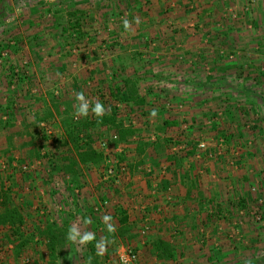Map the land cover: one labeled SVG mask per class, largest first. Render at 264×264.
<instances>
[{
    "label": "rangeland",
    "instance_id": "1",
    "mask_svg": "<svg viewBox=\"0 0 264 264\" xmlns=\"http://www.w3.org/2000/svg\"><path fill=\"white\" fill-rule=\"evenodd\" d=\"M75 11L82 12L71 16ZM76 17L81 37L72 30ZM124 19L130 21L128 30ZM126 80L138 83L148 103L160 99L169 105L165 129L170 136L161 152L170 155L177 143L184 144L178 150L183 158L197 154L194 165L209 168L210 190L201 198L205 205L195 227L198 241L206 246L203 231L216 228L236 251L227 262L264 264V0H0V214L16 207L24 219L0 225V264H120L123 247L139 253V245H147L152 220L138 226L125 206L110 210L108 199L100 195L96 201L93 190L82 191L79 163L66 170L68 155L78 161L80 149L51 137L29 144L35 126L47 127L42 99L52 105L58 90L74 86L85 97H96L101 86L122 87ZM10 100H16L15 110H27L15 128L4 129ZM150 110L137 112V125ZM117 115L126 127L134 126L127 123L128 112ZM57 122L61 126L60 117ZM95 129L87 147L103 159L94 164L105 168L118 160L124 165L121 154L100 146L116 134L104 126ZM155 132L158 137L159 129ZM120 145L110 142L113 151ZM123 183L115 184L118 191ZM220 202L226 212L218 208ZM104 215H112L115 233L107 231ZM87 218L92 224L85 225ZM73 224L81 235L92 231L96 239L84 246L72 243L67 235ZM49 227L62 234L53 253L41 234ZM177 229L172 225L167 231ZM242 233L245 238L238 239ZM102 239L109 243L99 254L96 244ZM22 240L27 244L18 252ZM152 256L139 253V263Z\"/></svg>",
    "mask_w": 264,
    "mask_h": 264
},
{
    "label": "crops",
    "instance_id": "2",
    "mask_svg": "<svg viewBox=\"0 0 264 264\" xmlns=\"http://www.w3.org/2000/svg\"><path fill=\"white\" fill-rule=\"evenodd\" d=\"M160 8L159 12L162 11V7ZM145 99L147 102L144 109L147 111L151 109V112L159 110L158 114L151 117L150 113L139 125L135 118L133 120L129 118L127 123L133 122L135 129H139L137 134L129 137L128 143L120 145L122 147L112 151L115 152L113 154H121L127 161L124 162V165L127 167L128 177L126 175L127 178L124 180L123 186L118 191L113 182L105 181L102 178L104 167H100L99 164L85 166V164L79 163L81 165L78 170L79 187L82 191L89 193L93 190V199L96 201L100 195L103 199H108L110 210L114 206H125L132 220L138 223L152 220L153 226L151 225L147 233L150 240L147 241L148 243L146 242V246L139 245V253L144 257L148 253L154 256L146 257L148 259L139 264H231L227 260L231 255H235L236 251L233 246L230 247L227 239L225 240V235L216 228H212V231H203L205 246L201 244L200 240L198 241L201 237L195 228L198 227V223L202 219L200 208H204L205 205L201 198L206 196L210 190L206 184L209 179H207L209 168L204 170L205 167L194 165L197 164L193 163L194 159L199 158V155L196 156L197 154L189 159L183 158L184 152L181 151L180 155L178 150L183 148L184 144L177 143V147L170 152V155H168V151L161 152L164 145L163 140L170 136L166 134L167 130L165 129V122L170 116H167L169 105H165V102L160 99L157 103L152 102L151 104L148 103L147 97ZM158 117L163 118L162 123L158 121ZM175 119H170L174 125L177 124ZM156 129H159L158 137L153 135L156 133ZM175 129L177 130L176 127ZM181 142L183 143V141ZM192 149L193 146L189 150L192 151ZM134 154L135 158L131 160ZM172 157L176 160H170ZM164 167H167L166 173ZM86 181H89L88 184L85 183ZM96 190L99 195L95 192ZM220 204L221 207L218 208L220 210L222 208L226 212L228 210L226 204L224 202H220ZM172 225L178 226L174 233L167 231V228H172ZM159 238L172 244L174 254L172 259L167 260L153 254L154 242ZM244 238L245 234L242 233L238 239Z\"/></svg>",
    "mask_w": 264,
    "mask_h": 264
},
{
    "label": "trees",
    "instance_id": "3",
    "mask_svg": "<svg viewBox=\"0 0 264 264\" xmlns=\"http://www.w3.org/2000/svg\"><path fill=\"white\" fill-rule=\"evenodd\" d=\"M79 12L82 11H75L73 13L71 12L70 15L76 16L77 13ZM76 18L77 21L72 26V30L73 32L77 33L76 36L78 35L79 37H81L82 36L81 24H80L81 18L80 17H76ZM65 30L66 29H64V31ZM73 36H75V34H73ZM114 81L116 82L117 80ZM108 90L111 93H107ZM57 92L59 94L57 97L58 101L57 102L55 101L52 105H49L45 99H42L44 100L43 104L45 103V105L43 106H46L47 108L45 110L46 116L44 117V119L41 120H44V122L46 123L45 125L47 127H41L40 130H37L39 125H37L38 127L35 126L34 132L28 133L31 137L30 139L31 141L29 142V144L30 145L36 144V141L39 140L40 138L44 139V141H46L47 143V140L49 141L51 137L54 143L63 142V144L66 145L70 144L73 145L75 148L80 149L81 151L78 155V161L77 159H75L73 155H68L69 158H67L66 160L67 161L66 170L68 172L73 171L74 167L78 163L87 165L88 163L93 162L94 164V163H98L101 159H103L102 153L94 152L90 148H88L91 138L93 137L92 134L96 130L95 128H97L98 126L100 127L104 126L106 129L114 132L119 138L118 144L122 145L128 143V138L130 136L137 134L138 130L135 129L134 126H132L131 128L126 127L125 120L119 119L117 114L128 112L129 113L128 117L133 120L136 117L137 112L142 111L144 109V106L146 105L147 102L145 97H143L139 93L138 83L133 81L130 82L126 80L125 84L122 87H119L118 83L116 84V87L115 86L108 87L106 90L103 88V86H101L98 89V93L96 97L94 96H91L89 98L86 97V99H88L92 105H94L96 101L103 103L105 108L107 109V114L105 116L97 118L90 111L87 117H78L77 119H75L76 117L75 105H77L75 103H79V101L75 99V94L82 91L78 89L77 86H74L73 90L66 89L63 91L58 90ZM15 101L16 100H10V103L6 105V110L4 111V115H8L9 118L6 121L1 120L4 129L15 128L18 115H22L27 110L24 107L15 110ZM58 117H60L61 126H58L59 124L57 122ZM167 122L168 121H166V124ZM57 128L62 129L63 130L62 132L64 133L65 136L63 135L62 137H58ZM49 129H52V135H49L47 133ZM10 141H12L11 137H10ZM195 150L196 147H193L190 153L191 154L195 153ZM8 159L10 162L13 161L11 154L8 156ZM170 160L175 161L176 158L172 157ZM22 216L23 215L20 213L19 209H17L16 207H11L5 212L0 214V225L6 226L9 224L14 225L17 223L23 224L24 219ZM121 223H123V225H126V218L124 219L122 218ZM60 232L57 233V231L49 227V229H47V232L41 233L42 237L48 238L49 241L48 248L51 250L52 253L55 252L54 246L56 239L62 237V234ZM17 233L22 238L21 235H23V233H21V231H17ZM23 240L21 245H19L17 249L18 252L19 251L21 252L23 248L26 247L27 241H23ZM153 247H155L153 254H156L159 257L166 258L167 260H170L174 257L172 246L164 240L156 241ZM91 250L94 253L96 252L94 246H91Z\"/></svg>",
    "mask_w": 264,
    "mask_h": 264
},
{
    "label": "clouds",
    "instance_id": "4",
    "mask_svg": "<svg viewBox=\"0 0 264 264\" xmlns=\"http://www.w3.org/2000/svg\"><path fill=\"white\" fill-rule=\"evenodd\" d=\"M138 22L139 21H137V23ZM123 26L125 30H128L130 28V21L128 19H124ZM75 99L79 101V103L76 105L75 112V115L77 117H87L90 111L97 118L103 117L107 114V109L105 108L103 103L96 101L94 105H92L91 102L86 99L85 95L82 92L77 93ZM156 115V110H152L151 117H155ZM102 220L107 227V231L109 233H115L116 227L111 222L112 217L110 215H104L102 217ZM84 223L85 225L92 224L91 218H87ZM67 239L72 243L77 244L78 246H84L93 242L96 239V234L92 231L86 230L83 231V235H81L80 228L77 225L73 224L69 228ZM107 243L109 242L106 239H102L99 243L96 244L97 249L100 250L99 254H103V252L106 250Z\"/></svg>",
    "mask_w": 264,
    "mask_h": 264
},
{
    "label": "built area",
    "instance_id": "5",
    "mask_svg": "<svg viewBox=\"0 0 264 264\" xmlns=\"http://www.w3.org/2000/svg\"><path fill=\"white\" fill-rule=\"evenodd\" d=\"M77 118L78 117L76 116L75 119ZM118 140V136L113 135L110 139L101 141L100 146L102 150L110 153L113 151V148L110 146V142L118 143ZM114 151H116V149H114ZM166 171L167 167H164V172L166 173ZM127 173V167L121 164L118 160H114L113 163L110 162V164L104 168L102 178L105 181L113 182L118 185L122 179L125 180L128 177ZM104 204L106 205L107 202H104ZM139 259V253L134 249V247L129 245L123 247L122 251L118 254V261L120 264H139Z\"/></svg>",
    "mask_w": 264,
    "mask_h": 264
}]
</instances>
